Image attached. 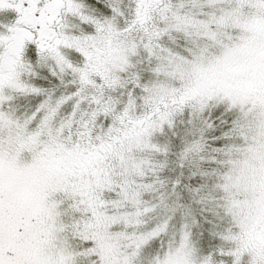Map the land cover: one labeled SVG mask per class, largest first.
<instances>
[{"label": "snow or ice", "instance_id": "snow-or-ice-1", "mask_svg": "<svg viewBox=\"0 0 264 264\" xmlns=\"http://www.w3.org/2000/svg\"><path fill=\"white\" fill-rule=\"evenodd\" d=\"M0 264H264V0H0Z\"/></svg>", "mask_w": 264, "mask_h": 264}]
</instances>
